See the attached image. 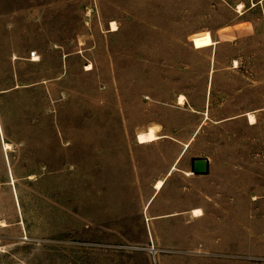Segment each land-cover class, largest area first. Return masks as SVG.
Here are the masks:
<instances>
[{
	"label": "rangeland",
	"instance_id": "1",
	"mask_svg": "<svg viewBox=\"0 0 264 264\" xmlns=\"http://www.w3.org/2000/svg\"><path fill=\"white\" fill-rule=\"evenodd\" d=\"M258 1L0 0V264H264Z\"/></svg>",
	"mask_w": 264,
	"mask_h": 264
},
{
	"label": "bare ground",
	"instance_id": "2",
	"mask_svg": "<svg viewBox=\"0 0 264 264\" xmlns=\"http://www.w3.org/2000/svg\"><path fill=\"white\" fill-rule=\"evenodd\" d=\"M243 8H244V5H239L238 6V11H241ZM110 28H111V32L118 31V26H117V24L115 22L111 23ZM33 61L34 62H38V61H40V59H38V57L35 56ZM91 70H93L92 66L87 67V69H86V71H91ZM184 102H185V97L182 96L180 98V103L184 104ZM248 116H249V121H250L251 125H255L256 124V117L253 114H249ZM158 132H159L158 128L151 127L149 129V131L140 133L137 136L138 143L141 144V145H148V144H152V143H155V142L159 141L161 139V137L159 136ZM10 148H11V146L9 144L5 145V149L6 150H9ZM192 175H193L192 173H188L187 174L188 177H191ZM164 185H165V181H163V180L158 181L155 184V190L156 191H161L163 189ZM192 216L194 218H199V217L203 216V211L201 209H195L192 212Z\"/></svg>",
	"mask_w": 264,
	"mask_h": 264
},
{
	"label": "crops",
	"instance_id": "3",
	"mask_svg": "<svg viewBox=\"0 0 264 264\" xmlns=\"http://www.w3.org/2000/svg\"><path fill=\"white\" fill-rule=\"evenodd\" d=\"M264 0H260V1H258V3H257V5H260V4H262V2H263ZM243 5V4H242ZM254 7H256V5L254 4L253 5ZM244 15V14H243ZM242 15V16H243ZM38 62H41V59H40V61H38ZM48 81V80H47ZM29 88H31V86H28ZM20 87H16V89H19ZM9 91L8 90H0V95H3V94H6V93H8ZM249 115V114H248ZM247 115V117L249 118V116ZM251 124V123H250ZM161 137H163V138H165L166 136H161ZM162 138V139H163ZM161 140V139H160ZM159 140V141H160ZM158 142V141H157ZM182 157V156H181ZM181 157L177 160V161H175V163H174V165L171 167V169H170V171L167 173V175H166V177L164 178V179H160V180H163V181H165V186H166V182H167V180H170L172 177H173V172L175 171V170H173V168H175V169H177L176 168V166H177V164H178V162L180 161V159H181ZM197 158H199V157H197ZM194 159V158H193ZM192 159V160H193ZM191 160V161H192ZM210 160V159H209ZM210 163H211V161H210ZM210 172H211V169H210ZM187 173H189V172H187ZM191 173H192V169H191ZM194 175V174H193ZM160 180H158V181H160ZM157 181V182H158ZM156 182V183H157ZM165 186L163 187V190H164V188H165ZM154 189H155V186H154ZM163 190H161V191H156L155 190V195H154V197H152L151 198V200L149 201V203L147 204V207H146V209H149L150 211H151V209H152V205H153V203H154V201H157V199H156V197L159 195V194H161V192L163 191ZM180 201H181V203H183V199L181 198L180 199ZM183 205H184V203L181 205V210H180V212H177L176 210H172V211H170V212H168V211H166V213L167 214H163V215H160V216H158V217H156V218H164V217H172V216H181V215H183L184 214V211H183ZM195 209H193L192 210V212L194 211ZM199 218H201V217H199Z\"/></svg>",
	"mask_w": 264,
	"mask_h": 264
},
{
	"label": "water",
	"instance_id": "4",
	"mask_svg": "<svg viewBox=\"0 0 264 264\" xmlns=\"http://www.w3.org/2000/svg\"><path fill=\"white\" fill-rule=\"evenodd\" d=\"M192 174L195 176H208L210 174L211 163L209 158H194L191 161Z\"/></svg>",
	"mask_w": 264,
	"mask_h": 264
}]
</instances>
